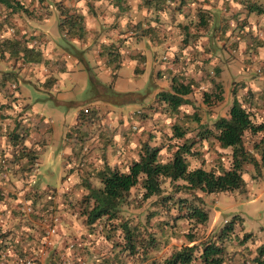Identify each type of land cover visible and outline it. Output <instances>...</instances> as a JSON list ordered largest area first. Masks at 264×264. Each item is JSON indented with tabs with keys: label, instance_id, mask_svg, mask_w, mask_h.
Segmentation results:
<instances>
[{
	"label": "rangeland",
	"instance_id": "374dc122",
	"mask_svg": "<svg viewBox=\"0 0 264 264\" xmlns=\"http://www.w3.org/2000/svg\"><path fill=\"white\" fill-rule=\"evenodd\" d=\"M26 1L28 2H24L25 5H32L31 0ZM132 1L134 0H130V3ZM189 1L194 6L191 8L192 13L184 10V13L182 11L179 14L183 17L179 27L190 25L187 46H191L192 50H184L181 56H177L179 49L184 46L182 37L185 32H180L169 12L167 16L161 14L158 21L162 25V35L159 36L162 44L155 47L154 40L139 41V44L149 50L154 48L150 58L146 56L145 69L136 67L134 71V67L129 70L125 66L118 73L121 83L130 84L120 86V89L127 94L125 99L135 101V106H131L133 111L128 112L113 104L119 101L106 95L96 64L92 66L86 63L83 79L63 78L59 89L52 91L50 95H42L45 101L38 103L42 106L41 113L48 119L52 118V133L47 138L48 141H45L46 150L41 154L38 168L34 166L32 172L30 169L27 171L26 158L19 157L8 166L5 161L8 157H13L10 153H18L23 147L12 152L13 149L8 146L17 139L14 140L3 131L0 136V233L6 235L9 244L0 248V264H27L40 253L46 237V225L39 215L44 212L46 205L57 209V216L61 219L58 235L50 237L53 247L49 255L56 253L69 257L72 264H165L166 259L183 246L217 240L224 227L235 216L239 217L236 233L223 243L229 255L227 264L252 262L257 249L264 245V168L259 173L254 166H246L247 183L243 191L212 195L200 191L188 193L176 190V184L173 185L167 180L163 183L164 194L161 197L154 196L145 200L141 186L132 189L119 216L124 221L129 220L131 224L139 225L141 231H153L159 237V251L150 250L146 258L140 255L130 257L127 252L115 258L116 253H121L114 248L112 240L108 239L111 233L109 227L108 230L105 229L111 223H105L104 220L102 224L91 228L83 214L87 208L84 201L89 194L86 184L94 189L102 188L97 172L105 166L128 172L129 167L140 159L145 144L160 148V158L167 162L173 157L177 145L186 140L189 144L194 143L192 150L195 155L188 157L190 169L217 171L220 166L230 167L232 150L221 148L213 138L201 140L199 133L214 130L219 119L229 118L236 98L251 111L257 124L264 122V13L249 14L243 4L238 6L243 0ZM251 3L260 4L264 10V0H252ZM40 8L39 5L37 10ZM208 9H213L211 23L205 30L199 29L198 20H193L194 16ZM31 12L28 9L22 15V11H17L16 20L11 21L6 33L13 35L21 31L20 22L25 23L27 17L29 20L37 17ZM6 15L7 13L0 11V24L5 23ZM154 15L150 17L151 20ZM54 33L59 34L56 27ZM196 44L200 47L196 48ZM146 48L145 51L148 52ZM92 79L101 82L97 88L98 97L110 102L111 106L92 105V113L87 115L86 120L88 130L83 131L80 129L83 124L79 119L77 121L76 116L93 99ZM112 82L114 79L106 85ZM175 82L192 86V93L185 96L186 104L177 111L161 100V95L173 92ZM19 86L22 87V81ZM115 91L123 93L117 89ZM206 94L210 97H205ZM251 94L253 96L249 100ZM51 96L56 99L61 97L66 104L57 105L55 99H50ZM10 105L13 106L11 103ZM2 106L5 109L0 110V115H8L6 109L10 110L11 107L6 104ZM24 109L25 105H20L14 109L13 114L16 116L20 134L15 132L14 135L21 138L25 137L26 127L23 120L18 118L26 112ZM111 112L117 116L122 113L123 118L122 123L117 121V126L109 138L110 142L106 145L99 140L101 121L109 119ZM121 127L124 132L119 131ZM175 127L186 131L183 140L175 138ZM75 128L81 134L89 135L91 145L88 144L84 153L78 141L80 134L74 131ZM263 137L264 134L253 136L247 133L244 137L246 148L251 149ZM25 139L26 144L33 145L30 138ZM95 144L99 148H93ZM90 147L94 149L91 157L86 155L89 154ZM107 148L111 150L112 157L104 152ZM90 158L91 163L88 161ZM83 162L86 163L85 166H82ZM183 184L182 181L177 183ZM53 188L57 190L58 198L50 202L51 195L48 194ZM167 196L174 199L187 198L209 213V221L202 225L178 218L176 210L163 204L162 198ZM198 197H201V201ZM29 207L35 209L34 216L26 213ZM248 234L249 240L244 241ZM116 235H120V232ZM191 235L196 237V243H189L188 237ZM81 240L83 243L79 244ZM13 243L21 244L16 246L19 249L13 248ZM82 246L89 250H84L85 257L80 258L77 256L81 255ZM78 259L82 262H76Z\"/></svg>",
	"mask_w": 264,
	"mask_h": 264
},
{
	"label": "trees",
	"instance_id": "16d2710c",
	"mask_svg": "<svg viewBox=\"0 0 264 264\" xmlns=\"http://www.w3.org/2000/svg\"><path fill=\"white\" fill-rule=\"evenodd\" d=\"M114 1L115 7L118 8L117 12H115L117 21L120 17H124L129 14L131 8L128 4V0ZM251 2L252 0H243L238 3V6L243 4L249 14L255 13L262 15L264 10L261 5ZM0 4L9 8H13L14 11H17V7H22L19 0H0ZM177 4L180 6L186 5L185 0L144 1V5H146L149 10L155 7L157 11L169 12L171 16H173L172 14L175 13V10L179 9H175L178 7ZM62 6L63 5L60 3V7ZM212 11L213 9H208L201 12L197 24L199 29L205 30V28H208L210 25L209 23H211L210 16H213L211 15ZM234 16L236 17V14ZM0 20H2L1 17ZM4 24L7 25L5 26ZM4 24H0V29L5 28L4 34L7 35L6 30H8V27L11 26V21H9L8 18H5ZM190 24H192V22H190ZM64 25H67L70 30L75 29L76 31L81 32L83 31L82 29L84 26V16L78 13L68 15L60 23V30L64 29ZM189 26L190 25H187L183 29L187 33V38L184 39L183 42L185 45L189 44ZM133 29L137 32L135 35L137 36L136 38H139L140 35L142 36L143 34H148L151 35L154 40H156L157 44L163 42L158 37L154 38V28L152 27L141 30V28L136 25L133 26ZM139 29L141 31H139ZM125 41L126 40L123 38H120L116 43H111L108 45V55L115 64L113 70V72H115L114 78H116V72L122 67L124 61L131 56L128 54L127 50L125 51L126 46H128ZM4 42L5 43L1 44L2 46H6V43L10 41L7 40ZM23 52V60L26 63L31 62L32 60V58H29L28 55L31 56L33 53L40 54V52H37L34 49H29L27 46H25ZM92 82L93 100L104 101L102 98L98 97L99 93L97 91L98 84H101V82L93 81V79ZM102 85L106 89L105 93L109 98L119 101L118 103H113L115 106L126 107L135 104V101L124 98L127 94L116 92L113 85ZM190 93H192V86L190 84L175 82L173 84V92L164 93L161 95V100L168 104L172 110L177 111L181 106L186 104L185 96H188ZM251 96H253V94L250 95L249 100H251ZM205 97L209 98L210 96L206 94ZM3 109L4 106H1L0 110L2 111ZM90 113H92V109L90 108L88 109V112L82 110L80 113L79 122L83 124V126L87 125V115ZM137 113L142 114L140 111H137ZM120 123H122V120ZM15 129H17V125ZM101 129H103V131L101 130L99 140L102 141V144L107 145L110 142L109 138L111 136H103L102 133H106L104 123L101 124ZM74 131L80 134L78 141L81 143V146L83 147L82 153H84V150L88 149V144L91 145L89 135L81 134L76 128ZM16 133L19 134L18 132ZM247 133L253 136L264 134V122L257 124L253 119L251 111L236 98L230 110L229 118L219 119L214 126V130H205L203 133H199L201 140L213 138L220 144L221 148L232 150V162L229 168L220 166L219 170L217 171H207L204 168H196L191 170L188 157L195 155L192 150L194 143L189 144L186 140L177 145V150L173 154V157L167 162L161 160L160 148L145 144L143 146L140 159L135 161L129 167L128 172H121L117 169H112L109 166H105L103 170L97 172L98 178L102 184V188L94 189L89 184H86L89 194L86 196L84 201L87 204V208H85V212L83 214L85 216L87 225L92 228L97 224H102L104 220L105 223H107V221L111 223V225L109 224V226H105V229L108 230L107 228L109 227V231L111 233L108 236V239L112 240L114 248H116L118 252L121 253H116L115 258L120 257L122 254H124L123 252H127L130 257L140 255L146 258L150 250L159 251L161 242L159 241V237H157L153 231H141L139 225L131 224L129 220L124 221L119 216L122 205L126 201L127 195L132 189L136 188L137 186H141L144 190L143 198L145 200L154 196L161 197L164 194L162 187L163 183L167 180L173 185L176 184V190L188 193L200 191L203 194L212 195L245 190L247 183L245 179L246 166H254L259 173H261V170L264 168V137L258 143H255L251 149H248L244 143V137ZM14 134L15 132H9L7 134L11 136V138L17 139L14 141V144L9 145L8 148L13 149L12 152L18 147H23V149L18 153L17 151L10 153V156L13 157L11 159L8 157L5 162L8 164V166H11V164L15 163V160H17L18 157L26 158V170L29 171L30 169V172H32V168L34 166H37V168L40 166L41 154L46 150L47 144L45 143V140L33 145L26 144L25 138L29 136L26 129H24L25 137L21 138L19 136L20 134ZM185 136V130H182L180 127H175V138L183 140ZM93 148L96 149L99 148V146L95 144ZM93 148L90 147V152L86 155L91 157V154L94 150ZM90 160L91 158L88 160L91 163ZM84 162L82 166L86 165ZM94 162L96 163V160H94ZM90 168L93 167L91 166ZM179 181L184 182V184L177 185ZM48 195H51L50 202L58 198V193L55 188H53ZM198 199L200 200L201 197H198ZM1 200L2 198L0 197V201ZM32 201L34 202L35 198H33ZM162 201L164 205L166 204V207L171 206V209L176 210L178 212V218L180 219H186L188 221L196 222L202 225L209 221V213L203 208L194 205L193 202L189 201L187 198L179 197L174 199L172 196H167L163 197ZM29 209L30 212L27 211L26 213L28 215L34 216L35 209L32 207H29ZM56 211L57 209L55 210L54 208H50L48 205H46L44 212H42V214L39 216H41V220L44 222L48 220L49 217L57 215ZM238 218L239 217L235 216L229 223H227L217 240L196 243V237L191 235L188 237L189 243L196 244H193L192 246L186 245L175 251L168 259H166L165 264H227L229 255L223 243L225 241H229L236 233L235 228L237 227L236 224ZM118 232H120V235H116ZM5 236L6 235L0 233V248L9 244L7 242V237ZM249 238L250 235L248 234L245 236L244 241L249 240ZM81 243H83L82 240L79 242V244ZM20 245L21 244L19 243H13V248L15 247L16 249H19V247L16 246ZM9 246H6V248ZM83 247L84 246L80 247L81 255L77 257H85L83 252L84 250L89 249H83ZM20 255L23 256V254ZM60 257V255L55 253L54 255L50 254L48 259L51 264H54L57 259H60ZM250 264H264V245L257 249V254L252 259Z\"/></svg>",
	"mask_w": 264,
	"mask_h": 264
},
{
	"label": "crops",
	"instance_id": "0c3cea01",
	"mask_svg": "<svg viewBox=\"0 0 264 264\" xmlns=\"http://www.w3.org/2000/svg\"><path fill=\"white\" fill-rule=\"evenodd\" d=\"M19 1L22 7H17L18 12L22 11V15H24L23 12L25 13V11L30 9L32 10L31 13L37 15V17L33 18V20H29V17H27L25 23L23 21L19 23L22 33L19 31L13 35L9 33L5 35L3 28L2 33H0V107L4 104L11 107L10 103L13 105L10 110L6 109V114L8 112V115H0V136L3 131L19 132L18 129H15L17 119L16 116H13L15 113L14 109H17L20 105H25L24 111L26 112L18 120H23L22 123L26 127L29 134L28 138H30L32 144L40 143L44 140L48 141L47 138L52 133V118L48 119L42 114L40 111L42 106L38 104L45 101L42 95H50L52 91L59 89V84L63 81V78L74 77L77 80V77H81L83 79L86 72V63L92 66L96 64L100 80L104 85L109 84L111 79H114V82L110 85L114 86V90L117 89L124 93L120 86H130V84L121 83V80L118 79L119 76L116 77L117 80L114 78L115 72L113 70L115 64L108 55V45L116 43L118 39L123 38L128 45L125 51L127 50L128 54L131 55L124 61L116 75L125 66L129 70L134 67V71L136 67L145 69V65H147L146 56L150 58L149 55H152L154 48L149 50L139 44V41H151L154 39L148 34H143L144 36L139 34L140 37L136 38L137 32L133 29V26L138 25L141 30L152 27L154 28V38H159L162 35V25L158 21V19H161L159 15H168V12H159L155 7L149 10L144 5L145 0H134L131 3L128 0L131 8L129 14L120 17L117 21L115 12H117L118 8L115 7L114 0H31L32 5H25L24 2H28L26 0ZM187 2L189 3L188 5L186 4ZM60 3L63 5L62 7H60ZM185 4L182 6L177 4L178 7L175 9H179L172 14L173 22L176 21L180 32H185L182 37L183 42L187 38V33L183 30L185 27H179L183 19L182 15L179 14L182 11L184 13V10L191 12V8L194 7L189 0H185ZM39 5L41 8L37 10ZM0 11L7 13L6 18L9 21L16 20L17 11H14L13 8L0 4ZM74 13L84 16L83 31L70 30L67 25H64V29L60 30L59 25L64 18ZM177 13L178 16L176 15ZM152 14H155L152 17L153 20L150 19ZM148 16L149 19H147ZM199 18V15L194 16L193 20L196 21ZM35 27L38 29H31ZM55 27L59 34L54 33ZM141 30L139 29V31ZM166 38L168 39V37ZM7 40L10 42H7L6 46H2L1 44ZM154 44L157 47L162 42L157 44L156 40H154ZM25 46L40 52V54L33 53L31 56L28 55L29 58H32L31 62L28 63L23 60ZM199 47L196 44V48ZM145 48L148 52L145 51ZM187 49L192 50V47L184 44L183 48L179 49L177 56H181V53H184ZM20 81H22V87L19 86ZM17 85L18 89L13 91L12 87L15 88ZM50 99H55L57 105L66 104L61 100V97L56 99L51 96ZM99 104L110 105V103L105 101L91 99L90 103L85 107L90 108L92 105ZM131 106L122 107V109H126L128 112L129 110L133 111ZM82 110H79L80 112L76 116L77 121ZM122 118V113L117 116V114L115 115L114 112H111L109 119L101 121V124H105L106 131L105 134L104 132L102 133L103 136H112L113 129L117 126V121L120 120L121 122ZM125 119L128 120V117H125ZM80 129H83V131L88 130L87 125H81ZM101 130L103 131V129L100 128V133ZM120 130L124 132L123 127ZM110 151L107 148L104 152H108L110 157H112ZM107 158H109L108 155Z\"/></svg>",
	"mask_w": 264,
	"mask_h": 264
},
{
	"label": "built area",
	"instance_id": "2783aa9c",
	"mask_svg": "<svg viewBox=\"0 0 264 264\" xmlns=\"http://www.w3.org/2000/svg\"><path fill=\"white\" fill-rule=\"evenodd\" d=\"M86 112H88V110H86ZM27 211L30 212V209L28 208ZM44 224L46 225V237L42 243L43 249L31 261H28L27 264H51L48 259L50 256L49 251H51L53 247V243L50 237L58 235V228L61 225V219L57 215H54L49 217L48 220L44 221ZM60 256V259H57L54 264H72V260L69 257H65L62 255ZM77 262L81 263L82 261L81 259H78Z\"/></svg>",
	"mask_w": 264,
	"mask_h": 264
},
{
	"label": "clouds",
	"instance_id": "9594fccd",
	"mask_svg": "<svg viewBox=\"0 0 264 264\" xmlns=\"http://www.w3.org/2000/svg\"><path fill=\"white\" fill-rule=\"evenodd\" d=\"M12 88H14V87H12ZM14 89L17 90V89H18V85H17V87H15ZM88 109H89V107H88V108H85V109H83V110L86 111V110H88Z\"/></svg>",
	"mask_w": 264,
	"mask_h": 264
}]
</instances>
